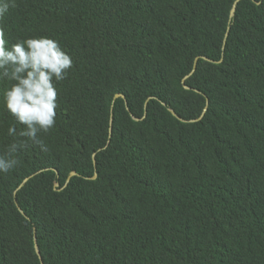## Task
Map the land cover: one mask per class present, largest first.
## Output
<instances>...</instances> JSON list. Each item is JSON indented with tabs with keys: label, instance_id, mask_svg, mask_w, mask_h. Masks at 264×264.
Listing matches in <instances>:
<instances>
[{
	"label": "trees",
	"instance_id": "1",
	"mask_svg": "<svg viewBox=\"0 0 264 264\" xmlns=\"http://www.w3.org/2000/svg\"><path fill=\"white\" fill-rule=\"evenodd\" d=\"M16 5L73 66L0 173V264H264V0Z\"/></svg>",
	"mask_w": 264,
	"mask_h": 264
},
{
	"label": "clouds",
	"instance_id": "2",
	"mask_svg": "<svg viewBox=\"0 0 264 264\" xmlns=\"http://www.w3.org/2000/svg\"><path fill=\"white\" fill-rule=\"evenodd\" d=\"M16 0H0V21ZM73 60L48 36H29L10 42L5 28L0 26V80L8 83L0 90V103L4 109L23 125L18 131L16 124L7 128V134L18 139L0 155V173H7L16 164L15 153L26 146L28 141L38 144V134L50 131L56 123L57 87ZM44 150L43 145H41Z\"/></svg>",
	"mask_w": 264,
	"mask_h": 264
},
{
	"label": "water",
	"instance_id": "3",
	"mask_svg": "<svg viewBox=\"0 0 264 264\" xmlns=\"http://www.w3.org/2000/svg\"><path fill=\"white\" fill-rule=\"evenodd\" d=\"M234 9V8H233ZM232 12H233V10H232ZM193 68H195V65H194V67ZM120 95H116V97H119ZM200 118H202V116L200 117ZM199 118V119H200ZM75 174L72 172L70 175H69V178H68V180H67V182L69 181V179H70V177H72V176H74ZM25 182V181H24Z\"/></svg>",
	"mask_w": 264,
	"mask_h": 264
}]
</instances>
